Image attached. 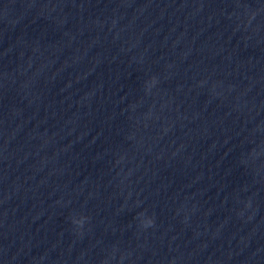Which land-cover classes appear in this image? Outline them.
<instances>
[{
  "label": "water",
  "instance_id": "1",
  "mask_svg": "<svg viewBox=\"0 0 264 264\" xmlns=\"http://www.w3.org/2000/svg\"><path fill=\"white\" fill-rule=\"evenodd\" d=\"M0 264H264V0H0Z\"/></svg>",
  "mask_w": 264,
  "mask_h": 264
},
{
  "label": "clouds",
  "instance_id": "2",
  "mask_svg": "<svg viewBox=\"0 0 264 264\" xmlns=\"http://www.w3.org/2000/svg\"><path fill=\"white\" fill-rule=\"evenodd\" d=\"M152 83H155V79H153ZM140 216L143 218L141 221L143 228L147 229L154 226V218H148L144 213H141ZM87 220V217L80 216L79 218H72L71 223L75 226L76 229H83Z\"/></svg>",
  "mask_w": 264,
  "mask_h": 264
}]
</instances>
